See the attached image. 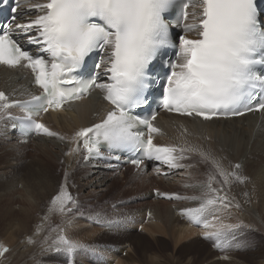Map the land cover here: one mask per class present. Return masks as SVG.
I'll use <instances>...</instances> for the list:
<instances>
[{
  "label": "snow or ice",
  "instance_id": "snow-or-ice-1",
  "mask_svg": "<svg viewBox=\"0 0 264 264\" xmlns=\"http://www.w3.org/2000/svg\"><path fill=\"white\" fill-rule=\"evenodd\" d=\"M262 5L264 0H28L25 9L20 0H0V10L9 12L7 22L0 24V65L29 69L41 89L29 99L11 100L0 91V134L8 127L5 121L18 119L19 125L12 124V129L19 127L24 137L57 138L67 147L65 155L77 164L80 159L109 167L123 162L137 169V176L150 165L158 172L167 168L163 174L168 175L194 167L184 161L198 158L196 164L205 166L207 180L186 187L199 190V195H170L159 189L155 193L197 201L198 206L183 208L180 215L201 226V239L214 249L249 248L245 229H258L242 220L221 219L240 208L225 186L246 179L242 164L226 166L225 157L200 145L154 143V134L161 129L154 123L156 111L151 105L156 85L161 90L160 107L193 120L213 122L264 110ZM25 11L31 15L24 17ZM168 49L173 50L171 56ZM92 56L97 59L89 68ZM157 63L162 71L155 69ZM93 89L103 93L110 107L90 126L62 135L39 119ZM12 107L20 108L22 115L13 117ZM68 179L66 173L34 233L47 232L39 241L40 252L47 254V264H107L77 259L78 253L95 256L109 249L72 238L67 229L74 223L73 214L96 223L113 242H118L132 217L82 210L78 197L69 191ZM57 215L60 222L53 225ZM8 251L0 243V256Z\"/></svg>",
  "mask_w": 264,
  "mask_h": 264
},
{
  "label": "bare ground",
  "instance_id": "bare-ground-1",
  "mask_svg": "<svg viewBox=\"0 0 264 264\" xmlns=\"http://www.w3.org/2000/svg\"><path fill=\"white\" fill-rule=\"evenodd\" d=\"M15 74V71L0 69V89H6L13 98L22 99L29 88L21 92L24 84L20 80L16 81ZM87 105L88 101L76 104L80 112L78 115L48 116L46 118L47 127L62 135H72L82 124L90 120L89 111L86 110ZM243 122H246V119L232 120L222 125L223 129H217L219 125L217 120L208 123L206 125L207 134L211 135L212 140L204 141L201 136L200 146L211 148L217 155L225 157L226 166L229 162L233 166L236 163H241L243 166L242 175L246 179L243 182L232 180L229 185L225 186L230 197L235 196L232 203H239L240 208H233L231 216L225 215L221 219L226 223H237L242 220L245 224L258 225L262 228L259 219L264 221V125L256 130L252 126L245 127ZM173 131L178 139L185 143V147L190 146L189 138L182 134L180 127L174 126ZM221 131H223L225 141L219 135ZM4 132L5 130L3 134ZM254 134H256L255 138ZM6 135H2L0 140L19 146L9 134ZM37 140L40 142H37V148L39 147L40 155L47 164L32 161L25 166V170H20L22 164L16 150L12 148L0 154L2 163L0 167V243L10 249L4 256H0V264H47V254L40 252L39 245L42 235H47V232L42 235H34V233L48 212L51 195H54L58 190V185L64 182L66 173L69 176V191L73 195H81L75 189H71L73 185L77 186L76 189L82 186L78 178L83 179L86 186L93 185L96 188H102L103 192L113 187L110 184L106 185L108 184L106 178L111 176V173L95 169L84 163L82 159L77 164L71 156L65 155L67 147L57 138L44 136ZM162 142L167 141L162 140ZM47 147L58 148L59 152L56 153L58 156L55 157L50 153L51 151L48 152ZM244 157L246 160L242 162ZM197 159L184 162L194 164L200 168L199 171L203 170L205 166L196 164ZM148 176L145 175L147 180H151L152 178ZM155 178L162 181L169 180L159 176ZM217 179L222 178L217 177ZM20 184L26 194L22 201L12 196L15 191L14 187ZM214 186L217 185L214 184ZM17 202L22 204L19 210L15 207ZM196 206L198 204H187L179 208L175 204L164 203V206L157 205L144 213L133 214L131 215L132 222L119 235L117 245H106L109 237L105 235V230L89 219L78 216L73 217L74 223L71 228L67 229V233L72 238L85 243L105 244L109 250L103 251L102 254L117 264H190L191 261H195L196 264H264V251H251L250 253V250H247L249 253L246 256L242 252L246 250H216L212 246V248L200 247V242L194 237L200 235L204 229L190 225L188 220L180 215L181 209ZM149 213L151 217H146ZM59 222V216H54L53 225ZM141 227L143 231L137 233L138 229L141 231ZM170 240L175 247L180 245L183 248H189L188 251H192L193 255L189 256L186 261L179 257L175 260L174 254L169 256L170 253H165V250L161 248L168 247ZM149 251L152 253L150 254ZM234 253L237 254L233 255ZM92 256L89 253H78L77 259L92 260ZM226 256L228 260L224 259Z\"/></svg>",
  "mask_w": 264,
  "mask_h": 264
},
{
  "label": "rangeland",
  "instance_id": "rangeland-1",
  "mask_svg": "<svg viewBox=\"0 0 264 264\" xmlns=\"http://www.w3.org/2000/svg\"><path fill=\"white\" fill-rule=\"evenodd\" d=\"M37 142H39V140H36L35 143L33 142L36 146L33 143L24 145V146H21L18 144L19 146H17L14 143L7 144L6 142H3L2 140H0V154L3 151L8 150V149L13 148V150H16L18 153L17 156H19L20 162L22 164V169L20 170H25L24 169L25 166H27V164H29L32 161L43 162L47 164L43 156L40 155L41 152L39 151V147L37 148L38 146ZM47 149H48V152L51 151L50 153L54 155L55 157L58 156L56 154L57 152H59L58 148L47 147ZM0 163H1V160H0ZM1 165L2 163L0 164V167ZM62 169L63 168H61V170ZM199 169L200 168L194 166L191 168L183 169L179 173L173 176H170L169 178L163 177L164 179H169L168 181H162V180L156 179L155 178L156 176L155 177L153 176V178L149 181H139L138 178L136 179L132 175L131 171L121 170V172L116 174L115 176L111 175L106 178L107 183H108L106 185L110 184L113 186L108 191L103 192L102 188H99V187L96 188L93 185H89L88 187L85 185V181H83V179L81 178H78L77 180L81 182V185L83 187L80 186L79 189L78 188L76 189L77 186L73 185L71 189H75V191L81 194V195L75 194L74 196L78 197V200L81 202L83 206L82 210H87V212L89 213L100 211L102 214H106L109 216H117L119 214H128L131 216L133 214L144 213L146 210L151 209V208L153 209L154 206H157V205L164 206V203L175 204L179 208L182 206H186L187 204H198L197 201H193L190 199H182L181 202H172V201L168 202V201L159 200V199H156L158 201L154 199L150 200V197L147 195L151 193V190L153 189L154 186H159L167 191L169 190L173 191L177 193L179 196L199 195V190L193 189L191 187H186V185L204 182L207 180V176L204 173L206 169L204 168L203 170L201 169L200 171ZM197 172H199L200 174H198ZM23 173L24 172H22V174ZM143 178H146L145 175L143 176ZM78 181L77 183L79 184ZM14 188H15V191L12 193V196L18 201L19 200L22 201V198H25L26 194L24 193L23 188H21V184L15 186ZM38 202L39 201L37 200V203ZM15 207L19 210L22 207V204L20 202H17L15 204ZM74 216L76 215L73 214V217ZM259 220H261L262 228L258 225L250 224L255 229H258V231L249 232L247 229H245L246 234L249 236L251 240V246L249 248L244 249L246 251H242L244 255L246 256L249 252L251 253V251L252 252L264 251V221H262L261 218ZM138 232L140 233L142 231L138 229L137 233ZM194 238L200 242L199 243L200 247L205 246L208 248L212 246L210 241L204 240L205 241L204 242L203 239H201L200 235ZM105 244L106 245H117L118 242H113L111 239H109L106 241ZM161 248L165 250V253L167 254L170 253L169 256H171V254H174L175 260L177 257H179L182 260L186 261L189 256L193 255L192 251H188L189 248L186 249V248L181 247L180 245L175 247V244L172 242V240H170L168 247H165V248L161 247ZM247 250H250V251L248 252ZM149 253L151 254L152 252L149 251ZM235 254L237 253H234L233 255ZM12 259L13 257L11 258V260ZM255 261H258V259H255Z\"/></svg>",
  "mask_w": 264,
  "mask_h": 264
}]
</instances>
